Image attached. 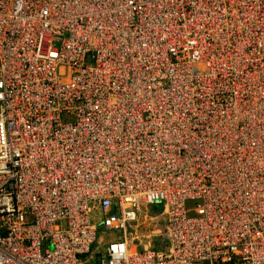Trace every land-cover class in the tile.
Listing matches in <instances>:
<instances>
[{
    "label": "built area",
    "instance_id": "obj_1",
    "mask_svg": "<svg viewBox=\"0 0 264 264\" xmlns=\"http://www.w3.org/2000/svg\"><path fill=\"white\" fill-rule=\"evenodd\" d=\"M0 264H264V0H0Z\"/></svg>",
    "mask_w": 264,
    "mask_h": 264
},
{
    "label": "rangeland",
    "instance_id": "obj_2",
    "mask_svg": "<svg viewBox=\"0 0 264 264\" xmlns=\"http://www.w3.org/2000/svg\"><path fill=\"white\" fill-rule=\"evenodd\" d=\"M100 239H101V240H104V241H107V240H108V235L105 234V233H101V234H100ZM111 239H112V238H111Z\"/></svg>",
    "mask_w": 264,
    "mask_h": 264
}]
</instances>
